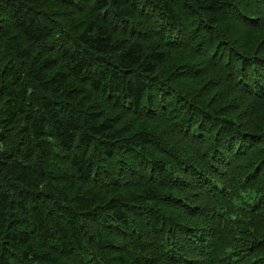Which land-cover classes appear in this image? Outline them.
Wrapping results in <instances>:
<instances>
[{"label":"trees","instance_id":"1","mask_svg":"<svg viewBox=\"0 0 264 264\" xmlns=\"http://www.w3.org/2000/svg\"><path fill=\"white\" fill-rule=\"evenodd\" d=\"M0 264H264V0H0Z\"/></svg>","mask_w":264,"mask_h":264}]
</instances>
